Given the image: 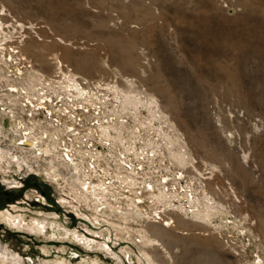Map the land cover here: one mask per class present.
I'll use <instances>...</instances> for the list:
<instances>
[{"label": "rangeland", "instance_id": "rangeland-1", "mask_svg": "<svg viewBox=\"0 0 264 264\" xmlns=\"http://www.w3.org/2000/svg\"><path fill=\"white\" fill-rule=\"evenodd\" d=\"M1 247L264 264V0H0Z\"/></svg>", "mask_w": 264, "mask_h": 264}, {"label": "bare ground", "instance_id": "bare-ground-1", "mask_svg": "<svg viewBox=\"0 0 264 264\" xmlns=\"http://www.w3.org/2000/svg\"><path fill=\"white\" fill-rule=\"evenodd\" d=\"M11 58H13L14 59V57L12 56ZM155 99V98H154ZM154 102V101H153ZM156 104H159L157 101L155 102ZM30 145H34V144H30ZM186 145V144H185ZM181 149H182V147H181ZM184 150V149H183ZM183 150H182V154H179V160L182 162V163H184V164H186V163H189L190 161H189V156L187 155V153H184L183 152ZM177 158V159H178ZM243 162L244 163H249L250 162V157H249V155H246V154H244L243 155ZM196 164V162H195V160L193 159L192 160V163L190 162V164L189 165H191L193 168H195L197 171H198V167H197V165H195ZM29 166V165H28ZM182 174V173H181ZM198 174H199V176L200 177H202L203 175H201L199 172H198ZM197 175V174H196ZM184 176V174H182V177ZM178 177V176H177ZM87 187H89V186H87ZM156 188V187H155ZM217 188V187H216ZM92 189V188H91ZM91 189H89L90 191H91ZM166 197H167V195H166ZM184 198V197H183ZM191 199V198H190ZM196 200V199H195ZM212 201V200H211ZM191 202V201H190ZM199 202V201H198ZM210 203V202H209ZM171 204V203H170ZM199 204V203H198ZM172 205V204H171ZM207 205V204H206ZM172 207V206H171ZM191 207V206H190ZM174 210H176V211H180V212H185V210H184V208H183V206L182 207H175V208H173ZM194 211V210H193ZM208 211V210H207ZM183 212V213H184ZM207 214V213H206ZM157 215V217H159L160 219H162V218H164L165 216H163L161 213H158V214H156ZM197 216V215H196ZM10 219H11V222L13 223V224H15L16 226H18V227H21V224H20V221L19 220H15V218H13V217H9ZM168 222H167V225L168 226H174V227H176V225H177V222H176V220H174V218H168ZM205 220V219H204ZM17 222V223H16ZM35 225H36V227L37 228H39V230H40V233H45L46 232V228H47V226H46V223H42V222H39V221H36L35 222ZM34 230V229H33ZM77 237H78V235H77ZM0 264H23V262H22V259L19 257V256H17V255H15L14 253H11L7 248H0Z\"/></svg>", "mask_w": 264, "mask_h": 264}, {"label": "flooded vegetation", "instance_id": "flooded-vegetation-1", "mask_svg": "<svg viewBox=\"0 0 264 264\" xmlns=\"http://www.w3.org/2000/svg\"><path fill=\"white\" fill-rule=\"evenodd\" d=\"M81 239H83V238H79L80 241H81ZM83 241H85V240H83Z\"/></svg>", "mask_w": 264, "mask_h": 264}]
</instances>
